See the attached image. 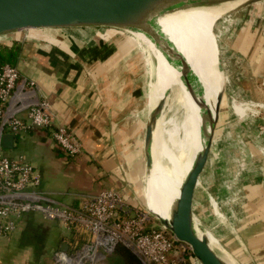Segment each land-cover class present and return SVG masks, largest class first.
<instances>
[{
  "label": "crops",
  "instance_id": "0c3cea01",
  "mask_svg": "<svg viewBox=\"0 0 264 264\" xmlns=\"http://www.w3.org/2000/svg\"><path fill=\"white\" fill-rule=\"evenodd\" d=\"M261 29L256 28V24L247 25L236 31L231 37L233 40H226L235 65L242 69L238 71L241 81L231 86L229 92L226 90L224 98H228L231 111L237 116L240 113L237 104H249L237 99V89L241 96L257 103L264 101V35ZM14 34L11 39L20 44L15 66L22 75L36 81L40 99L48 98L53 124L17 136L15 147L5 154L29 160L41 173V189L54 192V196L65 203L77 205L82 196L96 194L106 187L123 189L125 184L130 186L133 168L126 158L125 140L137 123L130 114L134 101L141 98L142 92L137 90L135 82L140 71L132 67L129 71L125 64L122 66L111 53L113 50H102L103 41L97 40V36L35 31L27 38H19ZM220 50L225 57L228 51ZM228 80L225 70L222 89ZM146 100L148 103V96ZM27 102L24 99L23 104ZM17 106L13 99L11 111ZM21 115H25L24 112ZM60 125L74 131L83 146L81 153L67 155L55 142L51 131ZM258 146L264 153V146ZM141 154L143 157V145ZM247 195L251 201L248 204L256 209L246 216L253 231H247L252 234L245 237L247 240L244 238L249 251H243L244 257L249 264H264V203L259 204L264 200V185L249 190ZM16 234L0 239V264H14L5 253L10 248L20 252V245L14 242Z\"/></svg>",
  "mask_w": 264,
  "mask_h": 264
},
{
  "label": "rangeland",
  "instance_id": "374dc122",
  "mask_svg": "<svg viewBox=\"0 0 264 264\" xmlns=\"http://www.w3.org/2000/svg\"><path fill=\"white\" fill-rule=\"evenodd\" d=\"M232 4L233 2L205 3L196 7L192 13L186 10L178 11L176 14L178 23L187 34L192 46L196 47L197 63H191V75L198 94H200L198 88H201L204 93L203 97H198L201 98L202 103L206 101L209 104L211 98L206 94L205 75L200 65L205 60L213 64V57L211 56L212 50L199 29L195 17L198 16L208 29L213 30L219 49L228 51L225 57L222 56V66H224L222 70H226L229 77L226 83L228 92L231 86L237 85L241 81L238 71L242 69H238L235 65L232 52L225 45L226 40L232 39L231 37L239 28H244L247 25L251 27L256 24V28L260 29L262 27L261 32L264 35V1L251 5L243 4L231 11ZM35 31L45 32V34L97 36V40L103 41L102 50H113L111 53L115 54L116 60L122 66L125 64L128 70H131L132 67L133 70L140 71L135 82L138 86L137 90L142 92L141 98H137L134 103L130 102L135 104L130 116L137 123H135L136 126L134 125L135 130H132L130 136L125 140L126 158L133 168V181L130 186L124 185L126 188L124 194L129 202L145 211L144 208L147 207V204L143 192L144 163L141 150L145 122L149 117L146 106V97L149 96L150 89L149 78L146 74V53L133 44L127 30L111 27L28 29L20 31L14 36L27 38ZM11 36L13 35L1 36L0 43L11 42ZM124 55H127V58ZM237 91V99L249 104H237V111L240 112L237 116L231 111L228 98L223 101L216 128L215 143L196 190L194 213L200 227L213 234L217 239V250L221 254H228L237 264H249L237 239L240 237L245 242V239L252 234L247 231H253V228L250 229V221L245 218L253 214V210L256 208L250 207L248 203L251 201L246 194L249 190L253 191L264 185V153L258 146L259 144L264 146V101L257 103L249 97L241 96L239 89ZM177 112L180 113L179 110ZM204 113L205 108L198 101L194 102L188 92L178 120L173 162L175 173L187 143L194 136L200 124V115ZM242 116L245 117L242 118ZM9 150L4 149L3 151L6 153ZM261 203L263 204L264 200L259 204ZM147 212L149 218L155 219L151 212ZM155 220L157 221V219ZM28 225H31V229L27 228ZM151 226L152 224L149 222L147 227ZM71 237L60 222L46 220L42 215L34 214L31 222L27 221L24 228L14 237V242L20 245V252L10 248L6 251L5 257L9 255L11 263L14 264H55V253L58 246L63 239L67 240ZM98 264H121V258L115 252L107 253L103 262L100 261Z\"/></svg>",
  "mask_w": 264,
  "mask_h": 264
},
{
  "label": "built area",
  "instance_id": "2783aa9c",
  "mask_svg": "<svg viewBox=\"0 0 264 264\" xmlns=\"http://www.w3.org/2000/svg\"><path fill=\"white\" fill-rule=\"evenodd\" d=\"M39 92L36 81L22 75L15 65L1 66L0 239L21 231L28 215L40 214L60 222L72 236L63 242L68 244L67 250L60 245L55 253V264H98L118 246L131 250L142 264H199L189 245L149 218L146 210L129 202L120 190L107 187L82 196L77 205L65 203L54 192L41 189V173L29 160L5 154L4 134L17 137L33 128L52 126L49 100L40 99ZM13 99L18 106L12 112ZM51 134L67 155L82 152L81 142L65 125L53 128ZM149 222L151 227H147Z\"/></svg>",
  "mask_w": 264,
  "mask_h": 264
},
{
  "label": "water",
  "instance_id": "95a60500",
  "mask_svg": "<svg viewBox=\"0 0 264 264\" xmlns=\"http://www.w3.org/2000/svg\"><path fill=\"white\" fill-rule=\"evenodd\" d=\"M189 1L212 3L217 0H0V36L28 29L48 28L111 27L128 32L138 30L148 35L170 60L177 63L181 69V78L192 99L205 108V113L200 115V124L197 129L199 136L206 138V142L196 154L194 163L181 186L179 197L172 211V220L166 221L151 214L177 240L189 245L199 264H228L224 256L210 245L208 237L198 233L194 213L196 190L214 144L216 128L226 95V84L217 95L214 111L206 101L202 103L201 98L198 97H203L204 93L201 88H198L200 93L198 94L194 88L188 61L157 24L158 16L175 10L179 5ZM261 1L264 0H244L240 5H251ZM165 103L166 99H161L145 122L142 142L144 175L150 173L153 165V134ZM15 141V135L4 134L2 146L4 149H13ZM114 188L120 190L122 194L125 193V188ZM144 209L149 211L146 206ZM237 240L243 251L248 253L244 240L240 237ZM67 248V243L61 245L62 250H67Z\"/></svg>",
  "mask_w": 264,
  "mask_h": 264
},
{
  "label": "bare ground",
  "instance_id": "6f19581e",
  "mask_svg": "<svg viewBox=\"0 0 264 264\" xmlns=\"http://www.w3.org/2000/svg\"><path fill=\"white\" fill-rule=\"evenodd\" d=\"M244 0H217L212 3L233 2L230 10L240 6ZM207 2L189 1L170 10L157 18V24L172 44L184 55L190 67L196 62L195 46H192L187 34L176 19L178 11H190ZM210 3V2H208ZM191 9V10H190ZM199 29L204 34L213 55V64L208 60L200 65L205 75L206 94L211 98L209 106L214 111L218 93L222 90V55L213 30L208 29L195 17ZM133 44L146 53V74L149 78L148 116L161 99H166L165 106L158 117L152 142L153 165L149 174L143 177L144 199L147 209L166 221L172 220V211L179 197L181 186L190 171L196 154L205 146L206 138L199 136L196 129L194 136L187 143L180 164L175 173V151L178 120L188 93L181 78L180 66L170 60L167 55L142 31H129ZM1 37V36H0ZM129 38V37H128ZM143 54V53H142ZM197 63V62H196ZM180 111L177 112V111ZM147 113V111H146ZM198 128V127H197ZM175 173V175H174ZM198 220V219H197ZM195 227L200 235L208 237L210 245L218 249L215 236L204 231L197 223ZM208 228V227H207ZM223 249V248H222ZM222 252V251H221ZM228 264H237L228 254L222 253Z\"/></svg>",
  "mask_w": 264,
  "mask_h": 264
},
{
  "label": "trees",
  "instance_id": "16d2710c",
  "mask_svg": "<svg viewBox=\"0 0 264 264\" xmlns=\"http://www.w3.org/2000/svg\"><path fill=\"white\" fill-rule=\"evenodd\" d=\"M19 53H20V44L18 43V40L17 41L12 40L11 42H7V43L6 42L0 43V68L4 64L15 65ZM33 216L34 214L28 215L26 221L31 222ZM27 228L31 229V225H28ZM58 247H60V245ZM114 252L117 253L118 256L121 258V264H142L141 260L125 246H118Z\"/></svg>",
  "mask_w": 264,
  "mask_h": 264
}]
</instances>
